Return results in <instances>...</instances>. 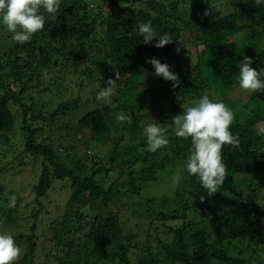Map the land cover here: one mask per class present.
<instances>
[{
	"label": "trees",
	"instance_id": "obj_1",
	"mask_svg": "<svg viewBox=\"0 0 264 264\" xmlns=\"http://www.w3.org/2000/svg\"><path fill=\"white\" fill-rule=\"evenodd\" d=\"M192 3L195 10L184 7ZM206 10L209 15L204 17ZM45 16L43 30L24 44L15 42L0 21V151L6 150L0 153V233L12 234L22 248L23 258L16 264H39L34 260L36 231L43 224L52 264H264V135H257L258 127H264V92L249 93L238 84L244 56L253 59L257 71L264 70V3L61 0L58 11ZM149 21L157 36L168 34L172 42L163 48L154 46L159 37L146 43L139 25ZM193 23V42L202 46L199 57L195 62L184 59L179 63L183 68L172 65L171 53L183 47V26ZM186 55L191 56L190 50ZM152 57L169 64L177 81L156 76L146 62ZM113 69L120 72L113 100L98 101L87 111L79 99H69L48 119L43 114L48 103L33 93L48 85L45 75L64 71L85 77L86 85L79 86L96 100L106 81L115 79ZM47 91L50 85L41 94ZM215 92L235 113L230 131L240 145L223 147L227 178L208 197L199 178L186 171L191 139L177 138L170 130L168 146L153 153L147 150L143 129L157 120L172 125L173 117ZM71 109L82 116L75 125H65L62 119ZM120 112L130 115L131 123L118 121ZM39 120L43 123H36ZM62 128L67 130L65 145L52 137ZM18 130L22 147L12 138ZM102 145L109 151L100 161L93 157L89 162L88 154L79 157L81 151ZM7 156L12 158L7 161ZM15 162L20 166L17 173L30 163L38 168L27 188L8 185L13 179L8 174L18 177ZM177 169L178 184L171 178L159 194H144L146 182L158 185ZM55 180L67 181L70 195L53 205L50 189ZM10 195L17 196L15 208L7 207ZM124 197L127 204L118 203L114 210V203ZM59 205L64 211L54 218ZM127 206L136 225L144 219L145 231L128 230L127 219L118 212Z\"/></svg>",
	"mask_w": 264,
	"mask_h": 264
},
{
	"label": "clouds",
	"instance_id": "obj_2",
	"mask_svg": "<svg viewBox=\"0 0 264 264\" xmlns=\"http://www.w3.org/2000/svg\"><path fill=\"white\" fill-rule=\"evenodd\" d=\"M256 5L264 0H255ZM61 0H0V21L6 27L15 42L24 44L30 42L33 35L42 31L46 21L45 13L55 14L60 8ZM123 7V5H121ZM206 10L204 17L208 16ZM203 18V17H202ZM139 33L146 43H151L159 37L154 45L163 48L172 42L168 34L157 36L151 22L139 25ZM179 53L180 49H176ZM155 69V75L166 81L176 82L178 75L171 71V66L161 63L160 59L149 58ZM253 59L244 56L239 63L238 84L249 93L264 92V70L257 71L251 65ZM115 79L109 78L107 87L101 88L96 96L97 101L110 104L116 94V82L120 79V72L113 69ZM175 86V83H174ZM117 120L131 123V116L120 112ZM235 120V113L223 101L214 102L209 95H203L197 102L184 109L182 114L172 119V125L149 123L143 131L147 140V150L156 152L169 144L168 133L171 130L175 137L191 139L192 151L187 158L186 171L191 176L199 178L201 186L208 197L214 196L227 178V166L223 162L222 150L225 145L239 148L238 136L230 131ZM257 135H264V127H258ZM180 170L177 169L172 177V183L180 182ZM201 196V201L204 200ZM8 208H15L17 196H8ZM23 250L10 233H0V264H16L22 257Z\"/></svg>",
	"mask_w": 264,
	"mask_h": 264
},
{
	"label": "rangeland",
	"instance_id": "obj_3",
	"mask_svg": "<svg viewBox=\"0 0 264 264\" xmlns=\"http://www.w3.org/2000/svg\"><path fill=\"white\" fill-rule=\"evenodd\" d=\"M90 1H93V0H90ZM184 7L189 8L191 10H195L194 9L195 6L193 3L186 5ZM103 9L109 10V7L106 4H103ZM187 19L189 22L190 17L188 16ZM183 27H184V30H183L182 42H181L183 44V47L179 48L180 49L179 53L177 51H174L171 53V55L169 57V61L171 62L172 65L179 64L180 62L182 64L183 60L186 58H189L195 62L198 59L199 53L202 50V46H198V44L193 42V40L196 39V36L193 33L196 31L195 23H193L189 27H185V26H183ZM188 50H190V52H191L190 57H188V55H186V51H188ZM181 64H179V65H181ZM180 68H183V66L181 65ZM45 77H46V79H48L47 80L48 85L44 83L40 89L42 90L43 88L48 87L50 85V91L43 92L41 94V90L35 89V90H33L34 91L33 93H35L36 98L37 99L39 98V100L41 102H47L48 103L46 108L45 109L43 108L44 109L43 114L48 119L51 117V112L57 108L58 104L65 101V100L75 99V98L79 99L80 107H82L81 109L86 110V111L89 110V107H92L93 105H95V106L99 105L98 101H96L93 98V94L91 92L86 93L80 88L79 83H83L84 85H86V83H87L85 77L78 76L75 74L69 75V74H66V72H64V71L60 74H57V75L50 73L48 75H45ZM56 77H58V79H56ZM67 88L69 89L67 95H65V96L57 95V91L62 92V90L64 91ZM70 89H71V91H70ZM79 95H84V96L79 98ZM207 95L212 96V97H210V99L215 98L216 101H223L222 100L223 97H221L222 95L218 96V95H216V92L214 94L209 93ZM87 99H90V100L88 101ZM112 100H113V97H112ZM80 116H82V113L80 110L71 109L67 112V114L63 117L62 120L64 121L65 125L68 123H72L73 125H75L78 122V119ZM36 123H43V121L39 120V121H36ZM158 123H159V121L157 120L156 124H158ZM44 132H45L44 135L48 134L47 130H45ZM21 135H22L21 132L18 130L17 134H15V136H17V137H12L14 141H17L18 147H22L23 142H24V140H23L24 138ZM66 135H67L66 128H62L58 132L53 133L52 137H55V138L58 137L64 143L63 145H65V143L67 142L66 137H65ZM82 138H83V135H82ZM93 146H95V145L93 144ZM61 149L62 148H60V150ZM108 149H109L108 146H104V145H102L101 147L98 146L95 150H93V149L89 150L88 149L87 152L81 151L79 157H83V156L87 157V154H88V161L89 162L92 161L93 157H95V160L100 161V159L101 158L103 159L104 155L109 151ZM5 151L6 150H1L0 153H3ZM61 151L63 153V149ZM95 155H97V156H95ZM11 158H12L11 156H9V157L7 156L6 160L9 161ZM7 161H1V163H2L1 165L4 166L5 164H7ZM17 162H15L16 167L14 170V172H16V173L18 172L17 170L20 167L17 164ZM25 169H26L25 172L17 173L18 177H16V178L13 176L11 177L12 174H8L7 175L8 178H13L12 180L9 179L8 185H10L15 190H19V187H23V186L25 188H27L32 183V181H34L36 179L34 175L36 174V171L38 170V168L37 167L35 168V166H32V164L30 163L29 165L25 166ZM171 178H172L171 176L162 178L158 185H156L154 182H146V184L143 187L144 194H151V193L155 194L156 192L158 193V191L165 190L166 187L168 186V184L170 183ZM11 182H14V183L10 184ZM258 182H259V179H256L254 183H258ZM69 195H70L69 183L67 181L55 180L52 188L50 189V197H53V202H54L53 205H55V203L57 204L59 202L60 203L66 202L69 199ZM45 202L48 203L49 199L46 200ZM127 202H128V198L124 197L123 200H121V202L119 201V202L114 203L113 209L117 210V206H118L117 204L118 203H121L122 205H126ZM49 204L52 205V203H49ZM63 207H64V205H59V206L55 207V211L53 213L54 218H56L57 216H59L63 213V211H64ZM118 212L120 213L121 218L127 219L128 222L126 223V226H127L128 230L131 229V230H134L136 232H138V231L142 232L143 229H144V231L147 229V224L144 222V219L143 220L141 219L142 221L139 220L141 223L139 225L138 224L136 225L138 220L136 218H129L131 213H130V208L128 206L126 208L123 207V209L121 211H118ZM19 224H22V222ZM45 226H46V224L38 226V229L36 231V234H37V240H36L37 251L35 254L36 256H34V260L35 261L37 260V262H39V264H52L53 256L51 257V259H50V257H49V259H47V256H46V252H48V247H49L50 243H49L48 235H47V227H45ZM24 227L22 225V228L25 229L24 231L29 232L28 227H25V228ZM31 257L29 258V260H31V263H32ZM21 258H23V256Z\"/></svg>",
	"mask_w": 264,
	"mask_h": 264
}]
</instances>
